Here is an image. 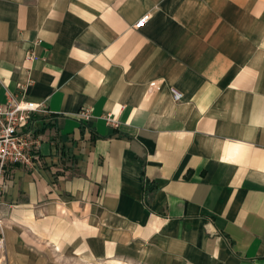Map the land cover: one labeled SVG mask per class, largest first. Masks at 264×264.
Returning a JSON list of instances; mask_svg holds the SVG:
<instances>
[{
	"label": "crops",
	"instance_id": "1",
	"mask_svg": "<svg viewBox=\"0 0 264 264\" xmlns=\"http://www.w3.org/2000/svg\"><path fill=\"white\" fill-rule=\"evenodd\" d=\"M9 93L49 112L35 166L9 170L0 247L264 264V0H0Z\"/></svg>",
	"mask_w": 264,
	"mask_h": 264
},
{
	"label": "built area",
	"instance_id": "2",
	"mask_svg": "<svg viewBox=\"0 0 264 264\" xmlns=\"http://www.w3.org/2000/svg\"><path fill=\"white\" fill-rule=\"evenodd\" d=\"M149 18L150 14L143 15L134 26L143 27ZM31 84L32 81H29L21 88L25 89ZM170 92L177 102L184 97L183 92L175 87H171ZM48 112L45 103L11 93L7 95L5 102H0V199L12 166L19 165L25 168L35 166L39 155L40 135L30 127V123L35 115ZM77 116L85 124L95 118L91 106L81 107L77 111ZM102 117L108 126L114 129L119 127L120 121L112 113H105ZM2 224L3 219L0 217L1 227Z\"/></svg>",
	"mask_w": 264,
	"mask_h": 264
},
{
	"label": "rangeland",
	"instance_id": "3",
	"mask_svg": "<svg viewBox=\"0 0 264 264\" xmlns=\"http://www.w3.org/2000/svg\"><path fill=\"white\" fill-rule=\"evenodd\" d=\"M21 240L19 244L13 246L3 242L0 247V264H100L73 257L24 234Z\"/></svg>",
	"mask_w": 264,
	"mask_h": 264
}]
</instances>
